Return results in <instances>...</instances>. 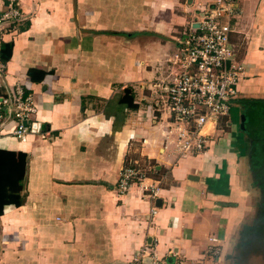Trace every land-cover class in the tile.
I'll use <instances>...</instances> for the list:
<instances>
[{"label": "crops", "instance_id": "crops-1", "mask_svg": "<svg viewBox=\"0 0 264 264\" xmlns=\"http://www.w3.org/2000/svg\"><path fill=\"white\" fill-rule=\"evenodd\" d=\"M213 1L20 0L28 20L7 39L0 93L23 82L39 127L27 142L0 138L14 160L27 158L24 202L0 216V264H129L151 242L160 258L191 264L210 236L222 246L217 264H264V0H238L244 76L230 116L199 156L167 146L157 85ZM129 155L157 164L147 181L156 199L139 186L117 193Z\"/></svg>", "mask_w": 264, "mask_h": 264}, {"label": "built area", "instance_id": "built-area-1", "mask_svg": "<svg viewBox=\"0 0 264 264\" xmlns=\"http://www.w3.org/2000/svg\"><path fill=\"white\" fill-rule=\"evenodd\" d=\"M0 16V78L7 72V62L1 57L7 39L15 36L28 20L20 0H4ZM242 14L238 0H214L199 9L195 18L177 40L178 50L169 60L170 77L157 87L170 114L167 126V146L177 156L203 154L212 136L210 127L230 116L239 96V84L244 76L240 50L232 40ZM38 113L33 96L23 82L9 86L0 93V138L14 137L27 142L34 132L33 123ZM42 136L47 133L41 132ZM158 172L157 164L143 157L129 155L121 171L117 193L126 195L134 186L143 188L156 199L159 187L147 181ZM156 210H152V216ZM222 246L216 236L202 258L191 264H217ZM160 258L157 246L145 244L129 264H189L179 255Z\"/></svg>", "mask_w": 264, "mask_h": 264}, {"label": "trees", "instance_id": "trees-1", "mask_svg": "<svg viewBox=\"0 0 264 264\" xmlns=\"http://www.w3.org/2000/svg\"><path fill=\"white\" fill-rule=\"evenodd\" d=\"M13 44L4 43L1 57L9 61L12 55ZM133 108L134 95L127 94L124 99ZM27 158L25 154H19V160L12 158L7 150L0 149V216L8 205L21 206L24 202L23 188L26 176Z\"/></svg>", "mask_w": 264, "mask_h": 264}, {"label": "water", "instance_id": "water-1", "mask_svg": "<svg viewBox=\"0 0 264 264\" xmlns=\"http://www.w3.org/2000/svg\"><path fill=\"white\" fill-rule=\"evenodd\" d=\"M36 127H39V126H37L36 124H34V125H33V128L36 129Z\"/></svg>", "mask_w": 264, "mask_h": 264}, {"label": "rangeland", "instance_id": "rangeland-1", "mask_svg": "<svg viewBox=\"0 0 264 264\" xmlns=\"http://www.w3.org/2000/svg\"><path fill=\"white\" fill-rule=\"evenodd\" d=\"M263 245H264V244H263ZM262 249H263V251H264V246H263V248H262Z\"/></svg>", "mask_w": 264, "mask_h": 264}]
</instances>
